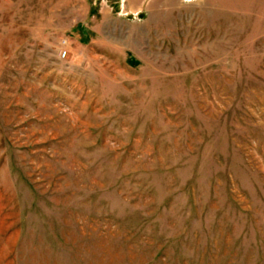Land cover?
Segmentation results:
<instances>
[{
    "label": "rangeland",
    "instance_id": "374dc122",
    "mask_svg": "<svg viewBox=\"0 0 264 264\" xmlns=\"http://www.w3.org/2000/svg\"><path fill=\"white\" fill-rule=\"evenodd\" d=\"M0 264H264V0H0Z\"/></svg>",
    "mask_w": 264,
    "mask_h": 264
}]
</instances>
